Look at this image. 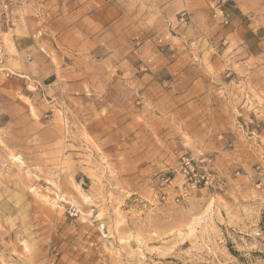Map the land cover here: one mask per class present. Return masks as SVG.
Instances as JSON below:
<instances>
[{
  "label": "rangeland",
  "instance_id": "obj_1",
  "mask_svg": "<svg viewBox=\"0 0 264 264\" xmlns=\"http://www.w3.org/2000/svg\"><path fill=\"white\" fill-rule=\"evenodd\" d=\"M207 1L0 0V264H264V0Z\"/></svg>",
  "mask_w": 264,
  "mask_h": 264
},
{
  "label": "crops",
  "instance_id": "obj_2",
  "mask_svg": "<svg viewBox=\"0 0 264 264\" xmlns=\"http://www.w3.org/2000/svg\"><path fill=\"white\" fill-rule=\"evenodd\" d=\"M178 2H181L182 7L185 6V8L190 9V12L196 15L199 12H207L209 6L207 0H172V5L177 4Z\"/></svg>",
  "mask_w": 264,
  "mask_h": 264
},
{
  "label": "built area",
  "instance_id": "obj_3",
  "mask_svg": "<svg viewBox=\"0 0 264 264\" xmlns=\"http://www.w3.org/2000/svg\"><path fill=\"white\" fill-rule=\"evenodd\" d=\"M219 11H220L221 14H223V10L222 9H219ZM169 180H170V178H167V181H169Z\"/></svg>",
  "mask_w": 264,
  "mask_h": 264
}]
</instances>
